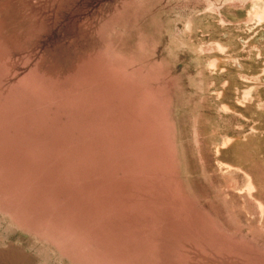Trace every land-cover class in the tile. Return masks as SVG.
<instances>
[{
  "label": "rangeland",
  "instance_id": "rangeland-1",
  "mask_svg": "<svg viewBox=\"0 0 264 264\" xmlns=\"http://www.w3.org/2000/svg\"><path fill=\"white\" fill-rule=\"evenodd\" d=\"M263 14L0 0V264H264Z\"/></svg>",
  "mask_w": 264,
  "mask_h": 264
},
{
  "label": "bare ground",
  "instance_id": "bare-ground-1",
  "mask_svg": "<svg viewBox=\"0 0 264 264\" xmlns=\"http://www.w3.org/2000/svg\"><path fill=\"white\" fill-rule=\"evenodd\" d=\"M261 6H262V5H261ZM258 9H259V8H258ZM259 10H260V9H259ZM254 12H255V11H254ZM260 12H261V11H260ZM249 13H251V12H249ZM251 15H252V14H251ZM251 15H249V16H251ZM263 15H264V14H263ZM249 16H248V17H249ZM252 16L254 17L255 15L253 14ZM252 16H251L250 18H253ZM260 16H262V15L259 14V19H260ZM248 17H247V18H248ZM256 17L258 18V16H256ZM256 17H255V18H256ZM263 17H264V16H263ZM263 17H262V19H263ZM259 19H258V20H259ZM260 21H261V20H260Z\"/></svg>",
  "mask_w": 264,
  "mask_h": 264
}]
</instances>
